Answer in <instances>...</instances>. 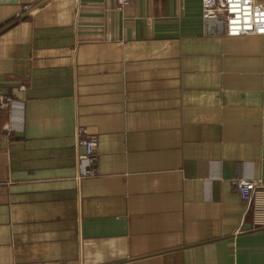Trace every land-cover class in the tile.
<instances>
[{
    "label": "crops",
    "instance_id": "0c3cea01",
    "mask_svg": "<svg viewBox=\"0 0 264 264\" xmlns=\"http://www.w3.org/2000/svg\"><path fill=\"white\" fill-rule=\"evenodd\" d=\"M215 30L201 0H0V264H264L231 185L264 184V35Z\"/></svg>",
    "mask_w": 264,
    "mask_h": 264
},
{
    "label": "built area",
    "instance_id": "2783aa9c",
    "mask_svg": "<svg viewBox=\"0 0 264 264\" xmlns=\"http://www.w3.org/2000/svg\"><path fill=\"white\" fill-rule=\"evenodd\" d=\"M115 1L126 7L134 0ZM201 18L216 32L222 27L223 35L227 37L264 35V9L255 0H201ZM13 106L11 96L0 94L1 113H9ZM76 142L83 148V153L78 156L79 177L95 176V140L88 138L84 129L78 128ZM231 185L250 210L252 227H264V184L260 180H245L236 176Z\"/></svg>",
    "mask_w": 264,
    "mask_h": 264
},
{
    "label": "water",
    "instance_id": "95a60500",
    "mask_svg": "<svg viewBox=\"0 0 264 264\" xmlns=\"http://www.w3.org/2000/svg\"><path fill=\"white\" fill-rule=\"evenodd\" d=\"M218 34H223V29L221 27V29L217 32Z\"/></svg>",
    "mask_w": 264,
    "mask_h": 264
}]
</instances>
